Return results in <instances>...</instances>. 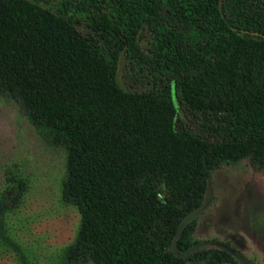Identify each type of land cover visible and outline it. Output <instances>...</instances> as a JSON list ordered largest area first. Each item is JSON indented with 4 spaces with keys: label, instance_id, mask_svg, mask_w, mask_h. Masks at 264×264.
Returning <instances> with one entry per match:
<instances>
[{
    "label": "trees",
    "instance_id": "trees-1",
    "mask_svg": "<svg viewBox=\"0 0 264 264\" xmlns=\"http://www.w3.org/2000/svg\"><path fill=\"white\" fill-rule=\"evenodd\" d=\"M0 0V96L66 149L62 201L80 212L62 264H235L185 255L213 172L264 171V0ZM29 183L7 173V215Z\"/></svg>",
    "mask_w": 264,
    "mask_h": 264
},
{
    "label": "rangeland",
    "instance_id": "rangeland-1",
    "mask_svg": "<svg viewBox=\"0 0 264 264\" xmlns=\"http://www.w3.org/2000/svg\"><path fill=\"white\" fill-rule=\"evenodd\" d=\"M66 161L63 146L43 138L17 101L0 96V193L8 172L29 183L19 207L8 213L7 227L32 264H62L63 250L79 229L78 208L62 201ZM192 219L197 243L186 256L223 249L235 257V264H264V171L250 159L222 165L212 174L202 206L179 230ZM0 264L24 262L0 243Z\"/></svg>",
    "mask_w": 264,
    "mask_h": 264
},
{
    "label": "flooded vegetation",
    "instance_id": "flooded-vegetation-1",
    "mask_svg": "<svg viewBox=\"0 0 264 264\" xmlns=\"http://www.w3.org/2000/svg\"><path fill=\"white\" fill-rule=\"evenodd\" d=\"M125 4L127 5L128 10H135L141 3H143V0H124Z\"/></svg>",
    "mask_w": 264,
    "mask_h": 264
}]
</instances>
